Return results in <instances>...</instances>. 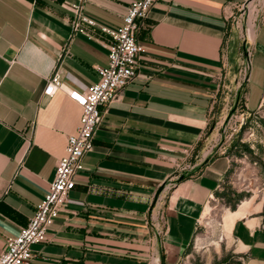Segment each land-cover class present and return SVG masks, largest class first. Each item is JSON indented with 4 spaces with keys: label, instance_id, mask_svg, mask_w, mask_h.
<instances>
[{
    "label": "crops",
    "instance_id": "obj_1",
    "mask_svg": "<svg viewBox=\"0 0 264 264\" xmlns=\"http://www.w3.org/2000/svg\"><path fill=\"white\" fill-rule=\"evenodd\" d=\"M133 0H86L116 29ZM245 0H158L141 20L137 77L100 106L94 149L48 239L30 264H185L232 158L219 154L228 106L232 17ZM78 0H0V253L27 226L64 156L88 90L109 61L98 27L75 32ZM246 107L264 103V10L251 43ZM57 72L65 85L44 94ZM259 93L253 109L250 96ZM253 199V200H252ZM237 217L229 238L264 264V200ZM239 206L234 212L238 211Z\"/></svg>",
    "mask_w": 264,
    "mask_h": 264
},
{
    "label": "rangeland",
    "instance_id": "obj_2",
    "mask_svg": "<svg viewBox=\"0 0 264 264\" xmlns=\"http://www.w3.org/2000/svg\"><path fill=\"white\" fill-rule=\"evenodd\" d=\"M264 10V0H245L232 17L228 106L219 130L218 146L225 148L232 165L220 189L203 214L197 236L185 255V264H238L244 260L229 234L235 219L246 213L255 201L264 200V103L257 111L246 107L249 54L253 38L248 34L252 21L255 30ZM247 47V51H246ZM251 94L249 108L259 100ZM234 212L233 207H238ZM236 214V216H235Z\"/></svg>",
    "mask_w": 264,
    "mask_h": 264
},
{
    "label": "built area",
    "instance_id": "obj_3",
    "mask_svg": "<svg viewBox=\"0 0 264 264\" xmlns=\"http://www.w3.org/2000/svg\"><path fill=\"white\" fill-rule=\"evenodd\" d=\"M85 1L71 4L73 29L88 34L86 27L92 26L107 34L109 40L103 44L109 50V61L107 65L97 67L99 80L88 90L67 88L69 97L82 109L79 126L68 136L65 154L57 161L55 177L29 224L18 235L7 238L0 253V264H30L34 257L33 245L48 239L50 227L66 207L70 192L76 187L77 175L85 169V155L94 149L96 130L103 116L100 106L118 100L138 75L142 48L137 33L141 20L158 0H133L123 17V24L116 29L101 26L88 16L84 10ZM248 54L250 62V50ZM59 89H65V85L55 72L47 79L44 94L53 96Z\"/></svg>",
    "mask_w": 264,
    "mask_h": 264
},
{
    "label": "bare ground",
    "instance_id": "obj_4",
    "mask_svg": "<svg viewBox=\"0 0 264 264\" xmlns=\"http://www.w3.org/2000/svg\"><path fill=\"white\" fill-rule=\"evenodd\" d=\"M254 26H255V24H254L252 21L249 23V26H248V34H249L252 38H254V31H255ZM235 216H236V214H235Z\"/></svg>",
    "mask_w": 264,
    "mask_h": 264
},
{
    "label": "trees",
    "instance_id": "obj_5",
    "mask_svg": "<svg viewBox=\"0 0 264 264\" xmlns=\"http://www.w3.org/2000/svg\"><path fill=\"white\" fill-rule=\"evenodd\" d=\"M225 155H228V153H225ZM234 209H236V207H233Z\"/></svg>",
    "mask_w": 264,
    "mask_h": 264
},
{
    "label": "water",
    "instance_id": "obj_6",
    "mask_svg": "<svg viewBox=\"0 0 264 264\" xmlns=\"http://www.w3.org/2000/svg\"><path fill=\"white\" fill-rule=\"evenodd\" d=\"M248 49H247V47H246V51H247Z\"/></svg>",
    "mask_w": 264,
    "mask_h": 264
}]
</instances>
